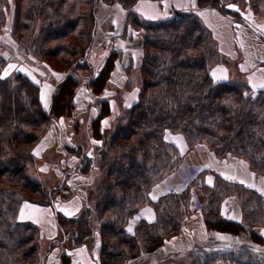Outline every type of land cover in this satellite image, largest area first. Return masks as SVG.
<instances>
[{
	"label": "trees",
	"instance_id": "obj_1",
	"mask_svg": "<svg viewBox=\"0 0 264 264\" xmlns=\"http://www.w3.org/2000/svg\"><path fill=\"white\" fill-rule=\"evenodd\" d=\"M117 1L130 10L128 25L141 38L140 62L130 59L124 68L127 78L139 70L137 99L130 106L121 102L113 113L110 98L102 97L121 56L119 50H111L87 82L99 98L91 135L103 140L98 148L101 181L91 196L95 207L84 205L80 214H66L55 200V191L63 184L48 188L32 176L30 166L39 143L59 124L58 118L73 115L81 83L75 72L94 70L84 58L93 43L98 0H0V36L7 30L15 47L27 56L67 70L46 106L41 98L43 77L20 70L11 77L3 75L10 55L0 46V264H44L53 246L69 236L73 247L85 245L95 225L100 264H129L180 231L198 188L207 230L233 236L238 243L198 252L191 264H264L260 230L264 229V194L205 166L194 170L197 157L189 154L194 146L205 147L220 160L227 155L243 160L255 176L264 177V89L255 92L238 78L214 80L212 67L219 63L228 67L232 58L220 51L213 31L196 10L183 9L154 21L131 10L138 0ZM194 1L197 10L212 7L237 21L245 20L225 0ZM241 1L253 16L264 19V0ZM126 84L123 94L131 86L136 88L131 78ZM105 119L110 121L106 136ZM71 149L67 153L81 160L74 171L90 175L93 156L81 145ZM182 164L196 172L193 178L179 192L168 190L152 200L151 186ZM231 194L240 200L243 221L226 216L225 198ZM23 202L55 209L64 236L52 240L44 255L41 226L18 218ZM145 205H150L153 217L135 220ZM71 262L70 254H61L59 264Z\"/></svg>",
	"mask_w": 264,
	"mask_h": 264
},
{
	"label": "rangeland",
	"instance_id": "obj_2",
	"mask_svg": "<svg viewBox=\"0 0 264 264\" xmlns=\"http://www.w3.org/2000/svg\"><path fill=\"white\" fill-rule=\"evenodd\" d=\"M111 1V3L118 2L117 0ZM101 2L102 0H98L97 11H99L100 8V11H102V9L104 8L101 7ZM225 4L227 7L240 11L242 16L244 15V13H246L247 10H249L247 18L244 16L243 17L245 20L250 21L252 24H254L257 28H259V26H257V24L254 22H257L260 25L262 24V22H259L258 18L264 20L262 16H257L256 18L255 16L251 15L250 9H248V7L245 5V1L225 0ZM181 10H176V13H179ZM102 13L103 11L100 14ZM103 29L104 27L101 26L99 28V32H101ZM259 29L264 32L262 28ZM132 32L136 33L134 29H132ZM11 36L12 35H10L7 30H5L4 33L0 36V46H3V48L7 52H9L10 55L9 64L5 68L3 75L11 77L17 70H20L35 73L36 75L43 77L41 80L43 84V96L45 104L47 106L51 101V97L56 91V82H58L60 78L67 74V70H61L60 67L57 68L50 62L37 60L31 54L27 56L26 53H24L21 49L15 47L14 41ZM103 38H97V48L91 50V48L95 47V45L91 46V48L88 50H91L90 55L88 52V54L84 58L87 59V61L93 68H97L98 66H100L104 57L110 52V49L104 46L105 38L104 40ZM219 64H215V67H212V75L215 81L233 80L237 78L248 81L246 79V74L240 69L237 60L231 59L230 65L228 67L221 63V65H223V67L221 68L218 66ZM122 69V67H119V70L112 75L111 83L109 84L108 89H106L104 91V94L102 95V97L104 96L106 98H110L113 113L117 112V106L121 102H123V104L127 106H130L137 99L136 89L137 86H139V77H137L140 75L139 70L135 69L134 72L131 71L130 74H133V76L128 77L129 79L131 78V83L132 85H135L136 88H134V86H131L127 90V92H124L125 94H123V89L128 86V84H126L128 78L126 76L127 74L125 70ZM93 71L89 68L77 71L75 72V74L80 78V80H84V77L92 76ZM5 72H7V75H5ZM122 76L124 78H120ZM84 81H86V79ZM87 87V83H83L77 90L75 98L76 105L74 108L75 110L73 111V115L69 117L58 118L57 122H59V124L55 125L51 132H49L47 137L39 143L36 149L37 154L35 163L30 166V173L32 174V176L43 182L48 188H59V186L63 184L61 190L55 191V200L60 202L64 201L63 206L68 212H70V214H80L81 210H79V208L81 207V205L82 207L84 205H92L91 208L95 207L93 200H91V196L92 192L94 193L95 188H98V185L101 181L98 148L101 147L103 140L94 139L91 135L90 130L91 120L98 114L99 111V98L94 96L93 94H88V92L86 91ZM257 91L258 90H255V92ZM88 103H90V105ZM90 107L91 109L93 107V110L91 116L89 117ZM109 120L105 119L102 122V127H104L105 130V136L106 132H109L106 131L108 126L110 125ZM78 145H81L84 149V152L89 156H93L94 159V167L91 171V174L88 176L80 175L79 173L73 171L75 170L76 165L81 160L76 156V154L69 155L66 151V149H74ZM189 154L192 157H194L193 155H196L195 157H197L198 163L195 161L194 164L196 167L194 170H196L199 166H205L206 169L214 171L217 174H220L227 178L232 177L233 179L228 178V180L232 182L240 183L246 187L250 186L252 189L260 192L261 194H264V177L255 176L243 160L235 159L234 157L229 155L223 157L220 160L216 158L213 153H210V151H208L205 147L195 148L194 146V149L190 151ZM69 157L70 160L67 161ZM227 162H230L231 164L237 166V168L239 169V175L238 173L237 176L226 175V171H220L217 169L218 165ZM212 163L214 164L212 165ZM72 167H74V169L72 170V172H70ZM195 173V171H193L191 168H188L185 164H182V166L180 165L179 167L172 170L162 180L155 182L151 186L149 193L150 198H159L160 195L165 194L168 190L179 192L182 186H185L186 183L191 180V178H193ZM241 181H243V183H241ZM154 189L156 190L155 192H157L156 194L153 193ZM197 190V195L199 194V198L201 195V190L199 188ZM202 198L203 197H201L200 199L202 200L201 203L204 202ZM225 199L228 204V213L227 215H225L228 216V218L234 216L235 220L241 219V221H243L239 202L240 200H237L238 198H236L234 194L228 195ZM30 204L31 205H28L29 207L23 208V210L21 211V217L18 213V218L21 220H28V218L38 219L47 227L46 234H44L41 238V254L44 255L48 251L49 245L52 241V238L49 239L50 233L55 230L57 234L54 237L59 238L64 236V232L60 227H58V225L55 224L54 207L50 205L48 209L45 208L44 205L35 203ZM190 212H193V210H190ZM200 213L203 214L202 211H200ZM204 226L206 229V234L201 238H195L196 241H194V244H192L189 248L185 250H176L170 252L167 251L166 248H163L162 245H160L158 249L149 251L142 257L130 262L129 264H191L193 262L194 256L198 252L201 253L205 250H222L225 248H230L231 246H235V244L238 243V240L235 237L209 232L207 230L206 224ZM260 230L261 232H263L264 236V229L260 228ZM98 233L99 232L96 229L95 225L94 235L88 240L89 251L92 255L96 247L95 244ZM220 236L226 238L220 239ZM63 241V243H57L53 246L52 251L43 259L44 264H59L62 253H71L70 248L73 247L71 244V237L69 236ZM179 247H185V245H179Z\"/></svg>",
	"mask_w": 264,
	"mask_h": 264
},
{
	"label": "crops",
	"instance_id": "obj_3",
	"mask_svg": "<svg viewBox=\"0 0 264 264\" xmlns=\"http://www.w3.org/2000/svg\"><path fill=\"white\" fill-rule=\"evenodd\" d=\"M111 2L102 0L101 7H104L102 9V14H100L102 12L100 11L101 8L99 9V11H97L98 9L96 10V23L94 27L92 44V46L95 45V47H92L91 50L97 48V40L104 37L105 47L110 49V51L119 50L121 52L120 60L117 63L115 70V72H117L119 70V67H122V70H124V68L128 66L130 59H133L136 63L140 62L139 48L141 44V38L137 33H133L132 28H130V26L128 25V12L130 10L124 9L118 2ZM181 9L196 10L202 17L205 24L213 31L220 51L229 58L238 61L240 69L246 74V79L248 80L247 82L250 87L253 90L264 89V87H261V85H264V38L256 34L244 22L237 21L231 16L222 14L216 8L211 7L197 10L194 0H138L131 10H134L142 19L160 21L173 17V15L175 16L177 14L176 10ZM248 14L249 10H247L243 16L247 18ZM258 21L262 22V24L259 25V23L257 22L254 23H256L259 28H262L264 30V20L258 18ZM101 26H103L104 29L102 31L100 30L101 32H99V28ZM90 51H88L89 55ZM100 66H98L97 68H93V75L96 74V72L100 69ZM218 66L221 68L223 67V65L221 64H219ZM92 76L84 77V80L86 79V81L88 82L92 78ZM120 78L124 77L122 76ZM84 80L81 79L79 88L83 83H87ZM86 91L88 92V94L92 95L88 87ZM88 104L90 105V103ZM92 110L93 107L92 109L90 107L89 117L91 116ZM69 160L70 157L67 159V161ZM213 164L214 163H212V165ZM73 169L74 167L71 168L70 172H72ZM217 169L220 171H226V175L237 176V173L239 175V169L237 168V166L231 164L230 162L223 164L221 163L217 166ZM155 191L156 190L154 189V194L157 193ZM28 205H31L30 202L22 203V206L19 210L20 217L21 211L24 207H29ZM56 205L57 207L59 206V209L62 212L70 214V212H68L63 206L64 201H56ZM44 206L48 209L50 207V205ZM80 208L79 210L82 209ZM140 212L142 213V216H145L150 215V212L152 211L150 207L146 205L142 207ZM28 221H33L40 225L43 231V235L46 234L47 227L38 219L28 218ZM55 224L57 225L56 219ZM204 225V215L201 214L200 211L187 213V215L183 219L180 231L165 243H163L162 247L166 248V250L170 252L176 250H185L189 248L192 244H194V241H196L195 238H201L206 234ZM56 234L57 232L53 230L49 235V239L52 238L51 240H53L54 238H56L54 237ZM88 242L80 247L70 248V254L72 255L71 264H100L99 233L97 234V240L95 244L96 247L93 251V255L89 251ZM179 245H185V247H179Z\"/></svg>",
	"mask_w": 264,
	"mask_h": 264
},
{
	"label": "built area",
	"instance_id": "obj_4",
	"mask_svg": "<svg viewBox=\"0 0 264 264\" xmlns=\"http://www.w3.org/2000/svg\"><path fill=\"white\" fill-rule=\"evenodd\" d=\"M156 199H157V198H156ZM156 199H155V200H156ZM199 200H200V199H199L198 197H195V199H193L192 202H191V207H192V209H193L194 211H198V210L201 209V205H202V203H201ZM141 214H142V213L139 212L137 216H138L139 218H145V219H147V220H150V219L152 218L150 215L142 216Z\"/></svg>",
	"mask_w": 264,
	"mask_h": 264
},
{
	"label": "water",
	"instance_id": "obj_5",
	"mask_svg": "<svg viewBox=\"0 0 264 264\" xmlns=\"http://www.w3.org/2000/svg\"><path fill=\"white\" fill-rule=\"evenodd\" d=\"M244 23L251 29L253 30L256 34L262 36L264 38V32L262 30H260L259 28H257L254 24H252L251 22L244 20ZM88 52H86L85 56L87 55Z\"/></svg>",
	"mask_w": 264,
	"mask_h": 264
},
{
	"label": "snow or ice",
	"instance_id": "obj_6",
	"mask_svg": "<svg viewBox=\"0 0 264 264\" xmlns=\"http://www.w3.org/2000/svg\"><path fill=\"white\" fill-rule=\"evenodd\" d=\"M5 75H7V72H5ZM261 87H264V85H261ZM42 99H44V96L42 95V97H41ZM105 123H107V122H105ZM229 179H233L232 177H228ZM241 183H243V181H241ZM154 199H155V197H153ZM231 219H235V217L233 216V217H230ZM129 231H131V228L129 229ZM220 239H225L226 237H223V236H220L219 237Z\"/></svg>",
	"mask_w": 264,
	"mask_h": 264
}]
</instances>
